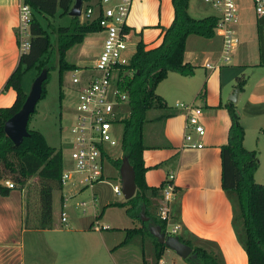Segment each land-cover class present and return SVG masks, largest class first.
Masks as SVG:
<instances>
[{
  "label": "crops",
  "instance_id": "0c3cea01",
  "mask_svg": "<svg viewBox=\"0 0 264 264\" xmlns=\"http://www.w3.org/2000/svg\"><path fill=\"white\" fill-rule=\"evenodd\" d=\"M97 1L86 0V4L95 5ZM235 1L238 6L235 28L239 40L230 62H220V37L216 33L211 37L187 35L183 60L193 65V71L187 75L167 72L156 84L155 91L161 96L165 110L170 114L162 119L160 114L163 110L149 109L142 126L145 145L142 158L146 166V184L157 186L168 174L172 175L174 192L171 212L176 216L173 220L180 225L176 234L197 239L196 243L219 253L222 264H246L245 251L236 238L231 223L230 202L220 187L219 146L226 140L229 124L224 103L229 102L228 96L236 87V98L232 102L244 129L242 144L245 148L256 151L258 164L253 178L264 184V63L259 62L258 55V15L250 0ZM17 2L18 0H0V106L9 105L15 95L12 88H3V85L19 57L14 32ZM202 2L188 0V13L194 17L218 15L215 7ZM172 16L171 0H131L126 26L134 40L140 38L145 48H150L160 43L161 27L167 26ZM96 32L100 34V48L102 31ZM87 35L75 44L77 59L83 51ZM218 50L219 53L215 56L214 53ZM205 63L212 64V67H206ZM74 65L86 66L77 61ZM237 77L243 78L241 87L236 86ZM176 101L201 106L200 121L205 129L199 139L203 143L202 147L181 145L185 114L173 106ZM24 185L8 187L6 194H0V264H73L76 251L78 249L79 253L81 246L77 240V232H90L88 230H96L101 244L107 247L99 230L94 228L86 230L25 226ZM175 202L178 203L177 211ZM181 227L185 230L181 231ZM48 231L56 232L52 240L44 243L36 240L38 236L42 238V232ZM94 240L95 242L92 239H89V243L86 242L88 248L93 250L98 246L95 237ZM36 244L43 247L41 252L37 251L34 246ZM150 246L153 251V243L150 242ZM93 263L90 259L89 264Z\"/></svg>",
  "mask_w": 264,
  "mask_h": 264
},
{
  "label": "trees",
  "instance_id": "16d2710c",
  "mask_svg": "<svg viewBox=\"0 0 264 264\" xmlns=\"http://www.w3.org/2000/svg\"><path fill=\"white\" fill-rule=\"evenodd\" d=\"M24 1L32 8L29 48L25 53L19 54L16 66L3 85V88L10 87L14 90V99L7 106H0V194H6L8 191L4 179L21 186L26 184L30 177H34L37 209L32 223H28V216L25 213L24 224L27 227L49 228L52 191L62 187L61 149L49 145L39 130L28 127V120V135L23 136L21 141L14 145L4 133L2 123L19 108L25 97L26 92L20 82L21 72L34 65L36 73L41 67H46L48 76V69L56 65L58 80L61 81L63 70L75 67L65 60L66 50L74 43L81 42L86 33L99 30V25L96 19L80 21L78 16L69 15L68 24L53 27L55 41L51 46L49 35L41 26L37 15L53 16L55 13H67L73 0ZM171 4L173 16L167 26L161 27L160 43L145 48L140 38L134 40L135 49L128 63L131 72L125 74L120 81V88L125 91L129 105L128 114L120 119L123 126L120 150L122 155H127L128 162L133 168L135 189L132 196L119 203L125 205V212L130 217H137L139 220L137 226L125 228L121 242L128 241L137 233L145 232L153 241L155 259L162 255L166 246L149 232L148 225L159 224L160 229L164 231V222L152 210L161 198L160 189L163 182L157 186L147 185L145 182L142 126L149 109L163 110L160 114L162 119L170 114L165 110V103L156 93L155 86L169 71L185 75L192 73L193 65L183 60L186 37L189 34L213 36L217 19L213 14L191 16L187 11L188 0H171ZM125 29L131 39L133 37L131 31L127 26ZM256 32L259 62L264 63V14L256 19ZM54 58L55 63L52 62ZM47 76L41 83L39 98L45 94ZM237 80L236 86L241 87L243 78L237 77ZM224 107L229 124L226 140L219 146L220 187L230 202L231 223L235 236L245 251L246 264H264V184L253 178L258 157L254 149L245 148L242 144L244 129L233 102L224 103ZM113 162L118 166L120 158H115ZM140 211L147 216L146 220L141 219ZM171 216L172 219H176L175 213L171 212ZM178 238L192 248L190 255L184 258L188 264H222L219 253L216 254L202 244L196 243L197 239L181 235H178Z\"/></svg>",
  "mask_w": 264,
  "mask_h": 264
},
{
  "label": "rangeland",
  "instance_id": "374dc122",
  "mask_svg": "<svg viewBox=\"0 0 264 264\" xmlns=\"http://www.w3.org/2000/svg\"><path fill=\"white\" fill-rule=\"evenodd\" d=\"M248 1V0H247ZM202 2V0H201ZM249 2V1H248ZM205 5H210L208 2H202ZM86 4V0H82L81 8ZM96 12L94 7V13ZM192 14V13H191ZM41 26L49 35L51 46L54 45L55 35L53 27L58 25L68 24L70 16L67 13H55L53 16L37 15ZM79 20L83 21L82 15H79ZM97 30L88 32L86 34V41L83 44V51L78 59L75 56L76 43L66 50L64 58L68 62L74 64L85 63L86 66H75L63 70L61 74V81L58 80V71L56 65L48 69V76L45 81V94L39 98L35 103V110L30 114L28 119V127L39 130L46 142L61 149V165L62 170L73 168V161L69 157V132L68 126L70 123V112L74 104L75 87L76 84L71 82L72 73L76 72L81 75V68L91 72L94 58L99 50ZM134 40V37H131ZM130 52L134 51V44L129 45ZM217 48V47H216ZM219 50L214 54L217 56ZM232 59V57H231ZM230 59V60H231ZM55 58L52 60L53 63ZM213 62L212 59H210ZM220 62H224L220 60ZM230 62V61H229ZM227 63V62H224ZM89 67V69H88ZM35 66L24 69L20 74V82L24 91H28L31 81L36 75ZM59 92L61 96L59 97ZM174 104V103H173ZM115 111L119 117H124L128 114V101L118 104ZM122 122L118 120L112 125L111 133L116 138L118 144L111 148H107V155L102 158V176L99 180L93 181L91 184L80 181L82 172H73L71 177L62 185L61 188H55L52 191L51 204V226L58 228L73 227L85 228L86 230L92 228L96 224L107 225V228H99V232L104 238L107 247L101 244L99 234L95 231L77 232V240L80 241V251H76V259L73 264H89V260L94 261L93 264H152L154 263V254L150 246L152 239L145 232L137 233L128 241L121 242L124 237L125 228L134 227L139 224L137 217H130L125 212V205L120 204L125 200L122 192H114L113 186L117 185L120 188V180L118 173V166L114 164L115 158H121L120 137L122 133ZM14 185L16 183L14 182ZM25 198V213L28 216V223H32L37 209V195L35 178L30 177L28 182L24 185ZM62 198V201H61ZM62 202L64 207L61 206ZM176 211L178 203L175 202ZM174 207V205H173ZM65 213V220H60V210ZM156 214L157 205L152 208ZM173 211V210H172ZM90 227V228H89ZM181 231L185 228L181 227ZM43 236H38L36 240L44 243L52 240L56 236V232L48 231L42 232ZM85 234V235H84ZM176 234V233H175ZM98 246L95 250L88 248L86 242L89 239L95 242ZM26 242V241H25ZM27 244V242H26ZM33 245V244H32ZM37 251L41 252L42 246L38 244ZM45 251V250H44ZM89 252V254H88ZM162 256L173 264H188L184 258L177 255L172 249L165 247ZM70 262V261H69Z\"/></svg>",
  "mask_w": 264,
  "mask_h": 264
},
{
  "label": "built area",
  "instance_id": "2783aa9c",
  "mask_svg": "<svg viewBox=\"0 0 264 264\" xmlns=\"http://www.w3.org/2000/svg\"><path fill=\"white\" fill-rule=\"evenodd\" d=\"M209 2L218 11L214 25V33L220 37V60L228 62L232 52L238 44V35L235 28L238 20V6L235 0H204ZM131 0H98L95 5L82 6L83 20L96 19L99 30L102 31L100 48L94 58L92 71L86 67L81 68V75L72 73L71 82L76 84L74 104L70 112L68 126L69 157L73 161V168L61 170L60 183L63 185L73 172H82L80 181L91 184L102 176V158L107 155V148L118 144L112 135V125L121 117L115 111L118 104L127 100L125 91L120 88L123 76L131 72L128 67L133 52L129 45L134 44L128 36L126 17L129 12ZM256 15L264 14V0H250ZM94 7L96 12L94 13ZM32 8L24 0L17 2V23L15 25V39L19 54L25 53L29 48V23ZM135 49V48H134ZM206 67L212 64L205 63ZM89 69V67H88ZM174 107L185 114L182 146L200 148L203 143L199 140L204 132L200 121L201 106L192 102L176 101ZM172 175L168 174L160 189L161 198L157 202L156 216L164 222V233L175 234L180 225L171 216V201L174 186ZM7 187L14 184L4 179ZM113 190L119 193V186L114 185ZM64 207V203L61 204ZM60 220H65V213L60 210ZM94 229L107 228V225L96 224ZM154 264H173L162 255L155 259Z\"/></svg>",
  "mask_w": 264,
  "mask_h": 264
},
{
  "label": "water",
  "instance_id": "95a60500",
  "mask_svg": "<svg viewBox=\"0 0 264 264\" xmlns=\"http://www.w3.org/2000/svg\"><path fill=\"white\" fill-rule=\"evenodd\" d=\"M82 0H73L67 14L70 16H79L81 13ZM47 76V68L41 67L38 73L31 81L29 90L19 108L8 116L2 123L3 131L14 145H17L23 136L28 135L27 120L29 114L34 110L35 103L41 94V83ZM238 88H234L231 95L228 96L229 101H234L236 98ZM118 173L120 180V190L125 199L133 195L135 189L133 168L128 162L127 155H121L120 163L118 165ZM142 220H146L147 216L140 211ZM149 232L160 243H163L167 248L172 249L177 255L185 258L191 253V246L181 241L176 234H165L160 229L159 224H149Z\"/></svg>",
  "mask_w": 264,
  "mask_h": 264
}]
</instances>
